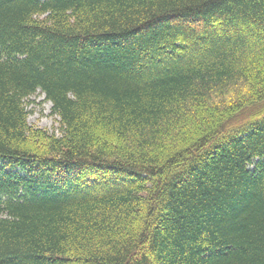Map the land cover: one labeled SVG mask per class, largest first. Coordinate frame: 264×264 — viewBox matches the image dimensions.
Returning <instances> with one entry per match:
<instances>
[{"label": "trees", "instance_id": "1", "mask_svg": "<svg viewBox=\"0 0 264 264\" xmlns=\"http://www.w3.org/2000/svg\"><path fill=\"white\" fill-rule=\"evenodd\" d=\"M0 264H264V0H0Z\"/></svg>", "mask_w": 264, "mask_h": 264}, {"label": "rangeland", "instance_id": "2", "mask_svg": "<svg viewBox=\"0 0 264 264\" xmlns=\"http://www.w3.org/2000/svg\"><path fill=\"white\" fill-rule=\"evenodd\" d=\"M27 110L29 124L48 130H53V127L56 126L54 115L51 114V103L44 100L43 93L37 92L30 97Z\"/></svg>", "mask_w": 264, "mask_h": 264}]
</instances>
